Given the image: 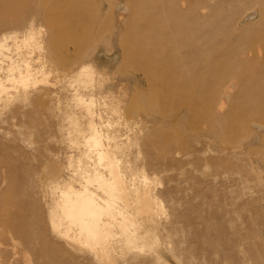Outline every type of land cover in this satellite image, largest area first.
I'll use <instances>...</instances> for the list:
<instances>
[{
    "label": "bare ground",
    "instance_id": "bare-ground-1",
    "mask_svg": "<svg viewBox=\"0 0 264 264\" xmlns=\"http://www.w3.org/2000/svg\"><path fill=\"white\" fill-rule=\"evenodd\" d=\"M82 1L0 0L1 42L20 37L25 42L35 40L39 37L36 20L41 24L46 17L48 25L57 28L58 39L73 42L74 53L84 55L107 31H92L96 21L87 15L104 2L94 0L92 5L82 6ZM255 5L261 6L260 12L252 8L240 16L243 8ZM117 12L121 54L102 53L110 66L122 58L124 67L127 60L136 64L134 71L140 74L136 82L146 86L148 93L124 100L127 109L137 104L142 112L136 120H127L128 130L133 131L125 143L120 142L118 131L112 139L96 122L97 117L104 118L97 111L95 90L110 96L117 73L101 63L97 57L101 50L90 61L80 62L75 75L78 89L71 101L88 120L83 127L79 114L70 119L67 131L77 138H71L69 144L79 150V156L68 158L66 176L61 179L53 164L39 170L28 160L9 159L8 152L0 149V164L7 169L10 183L7 190H0V264H131L128 256L132 252L153 254L154 247L168 241L166 211L159 197L162 191L145 171H129V161L119 155L137 145V133L143 132L138 127L140 117L160 119L168 125L165 140L150 143L159 156L158 164L160 157L169 156L167 168L176 162L169 137L178 114L187 111L190 115L187 121L186 114H181L184 126L203 125L195 140L209 138L212 150L214 138L229 141L228 134L233 133L234 139L247 134L252 118L264 122V0H122ZM244 21L252 23L243 27ZM77 42L87 45L85 50ZM70 49L69 45L62 48L64 53ZM31 71L27 67V74ZM241 101L249 105L219 115L225 104ZM230 120L236 122L235 130L227 129ZM220 124L225 126L224 132L219 131ZM256 125L264 129L263 124ZM76 161L88 165L78 168ZM258 164L264 172V157ZM148 232L155 237L145 245L139 234ZM77 253L88 255L86 262L81 263ZM153 261L173 264L165 252Z\"/></svg>",
    "mask_w": 264,
    "mask_h": 264
},
{
    "label": "rangeland",
    "instance_id": "rangeland-1",
    "mask_svg": "<svg viewBox=\"0 0 264 264\" xmlns=\"http://www.w3.org/2000/svg\"><path fill=\"white\" fill-rule=\"evenodd\" d=\"M53 1L58 3L61 0ZM99 1L104 5L87 14L96 21L90 29L106 30L107 33L93 43V50L82 56L74 53L73 42L58 39L57 28L52 29L46 17L41 24L36 20L39 37L29 42L22 37L18 41L1 42L4 30L0 24V149L8 152L9 159L28 160L33 168L38 167L39 170H46L47 165L53 164L61 179L67 174L65 163L68 158L73 155L77 159L79 156V150L69 144L71 138H77L75 133L67 131L70 119L79 114L83 127L88 120L85 112L78 113L71 101L78 89L75 75L80 71L79 64L90 61L100 50L108 55L121 54L117 9L122 0ZM93 3L94 0L81 2L82 6ZM252 8L259 12L262 9L260 5L248 6L241 10L240 16L244 17ZM136 15L139 17L141 14L137 12ZM250 23L252 21H244L242 25L249 27ZM76 44L81 50L87 47L83 42ZM67 45L71 48L70 53L62 50ZM98 55L102 64L110 66L107 55ZM123 60H119L115 67L110 66L117 73L115 89L110 96L95 90L97 111L104 118L102 121L97 117L96 122L104 126L112 139L118 131L122 144L133 131L128 130L127 120H136L134 117L142 112L137 104L127 109L129 104L124 99L148 93L146 86L136 82V76H140L134 71L136 64L127 60L124 67ZM28 65L32 69L30 75L27 74ZM26 80L28 84H25ZM123 86L129 88L121 89ZM158 93L162 94V91L158 90ZM247 105L244 101L225 104L219 115L239 111ZM181 114H186V120H189L187 111ZM181 114L177 115V124L171 127L173 134L169 137L175 151L173 167L167 168L171 162L167 155L160 157L161 164H158L159 156L150 146L151 142H162L166 138L168 125L161 123L160 119L140 117L138 127L143 132L137 133V145L119 153L124 162L129 161V171H145L152 184L162 191L159 197L166 211L164 229L168 233V241L164 246L154 247V255L132 252L128 256L129 262L159 264L153 260L165 252L173 264H264V172L258 164L264 157V129L259 130L256 125H264V122L252 118L247 134L235 139L233 133L228 134L229 141L214 138L212 150L209 138L201 136L195 140L203 125L184 126ZM226 127L230 131L235 130L236 122L230 120ZM218 129L224 132L225 126L220 124ZM256 136L257 141H254ZM225 147H228L226 151ZM189 159L194 163H186ZM74 165L84 169L88 162L79 164L76 161ZM261 167L264 169V164ZM7 173L0 164V190L8 189ZM153 237L155 235L149 232L139 234L145 245ZM87 257L77 253L81 263L86 262Z\"/></svg>",
    "mask_w": 264,
    "mask_h": 264
}]
</instances>
